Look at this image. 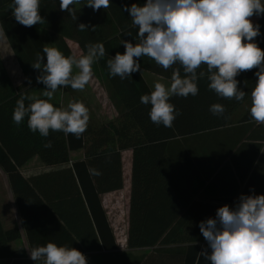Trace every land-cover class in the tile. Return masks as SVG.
<instances>
[{
  "label": "trees",
  "instance_id": "trees-1",
  "mask_svg": "<svg viewBox=\"0 0 264 264\" xmlns=\"http://www.w3.org/2000/svg\"><path fill=\"white\" fill-rule=\"evenodd\" d=\"M129 2L143 5L146 0H118L98 11L86 6L87 0H80L73 9L77 20H73L67 11L60 10V0H40V15L45 20L41 25L54 47L66 57L73 55L66 39L74 40L83 52H87L89 43H102L106 50L98 63L116 114L98 121L89 111L88 127L77 139L72 134L51 130L47 138L41 137L29 130L27 117L19 127L13 122L20 95L29 96L31 90L46 87L36 80L40 70L32 67L36 53L44 55L46 45L35 26L25 27L12 16L9 5L13 0H0V28L24 77L21 85H15L0 57V169L14 195L27 235L28 252L45 246L43 237L53 233L49 229L54 227L63 238L58 246L68 245L82 253L96 248L110 251L118 247L100 196L122 188L120 153L131 149L125 248L149 251L139 256L126 253L119 264H211L203 256L197 258L204 249L211 252L199 223L216 217L217 209L224 206L220 201L231 202L239 187L237 179L247 176L240 195H264V125L257 124L250 115V93L258 79L255 75L258 69L236 77L238 87L246 92L242 101L219 97L209 90L205 76L197 81L196 96L170 98L180 113L172 127L154 124L149 116L151 105L140 102L142 95L151 93L140 72L121 80L119 76L111 77L107 69L108 59L117 52L123 54L126 32H118V28L123 31L132 23L124 10ZM253 22L259 24L261 33L254 40L264 50V15ZM79 23L89 25V29L78 30ZM92 26H96L94 31ZM151 70L171 77L174 68ZM197 71L206 72V65ZM58 90L69 93L76 101L84 99L70 86ZM49 102L60 107L58 101ZM214 103L225 107L223 116L209 111ZM49 140L52 147L45 148ZM194 144L206 146L202 154L210 156L209 161L200 159L202 155L195 152ZM81 148L83 159L72 161L61 170L27 178L19 171L33 156L45 165L67 164L70 151ZM89 169L102 174L90 175ZM196 193L213 202L196 204L193 201ZM89 218L96 226L101 244L84 242L82 232L87 234V229L81 227ZM19 236L16 226L4 228L0 220V264H42L33 261L22 247L11 248L10 244ZM87 264L92 263L87 259Z\"/></svg>",
  "mask_w": 264,
  "mask_h": 264
},
{
  "label": "clouds",
  "instance_id": "clouds-1",
  "mask_svg": "<svg viewBox=\"0 0 264 264\" xmlns=\"http://www.w3.org/2000/svg\"><path fill=\"white\" fill-rule=\"evenodd\" d=\"M78 3L80 0H60L59 8L77 20L70 6ZM85 5L98 11L109 8L110 0H87ZM9 8L25 27L45 22L40 15V0H13ZM124 10L138 29V42L122 41L125 52H117L107 60L109 75L121 80L131 78L133 73L141 72L140 58L144 56L165 70L180 66L174 68L170 85L157 81L150 94L140 97L142 104L151 105L149 116L154 124L172 127L180 113L170 98L196 96L197 81L205 76L209 90L219 97L242 101L246 92L238 87L236 77L258 69V79L250 93V115L257 124L264 125V50L254 40L261 34L260 26L251 19L264 15V0H146L143 5L133 3ZM77 27L80 31L89 29L84 23ZM86 48L87 54L79 57H66L54 47H44V55L36 53L32 67L40 70L36 80L46 86L43 96L47 99L21 94L12 117L17 127L27 117L29 130L41 137L47 138L50 130L81 137L90 120L84 103L74 101L64 108L54 107L49 101L61 86L82 91L92 80V65L106 55V50L102 43H89ZM202 65H206V72L197 71ZM74 68L78 69L76 74ZM26 100L30 101L27 105ZM209 111L223 116L225 107L214 103ZM44 147L51 148L52 142L47 141ZM89 172L102 174L96 169ZM199 229L211 252L202 250L198 259L203 256L211 264H264V195L241 194L234 208L219 207L216 217L201 221ZM29 255L42 264H87L86 256L78 249L53 242L32 248Z\"/></svg>",
  "mask_w": 264,
  "mask_h": 264
},
{
  "label": "crops",
  "instance_id": "crops-1",
  "mask_svg": "<svg viewBox=\"0 0 264 264\" xmlns=\"http://www.w3.org/2000/svg\"><path fill=\"white\" fill-rule=\"evenodd\" d=\"M116 2H118V0H110V6ZM70 7L72 9H76L78 7V4H73ZM127 7H131L130 2H129V5ZM256 18H257V16H253L251 19L254 21ZM34 26L37 29V31H38L39 35L41 36L43 42L45 43L46 47H54L46 29L43 26H41V24H36ZM118 32H126L125 36L129 42H132L133 44L138 42V40L136 39L138 29L135 26H133L132 23H129L127 29H125L123 31H119V28H118ZM128 32H131L132 35L128 36L127 35ZM66 42H67L68 46L70 47V49L72 50L73 54H75L76 56L87 54V52H83L80 49V47L78 46V44L74 40L66 39ZM124 52H125V48L123 50V53ZM140 65H141L140 74H141L144 82L146 83V85L150 91L154 90V84L157 81L164 83L165 85H170V83H171V77L170 76L151 70V68L152 69L153 68L154 69H163L161 66L157 65L154 60L150 59L147 56L141 57L140 58ZM177 67H180V66L177 64V65H174L172 68H177ZM18 68H19V66H18ZM170 69L171 68H169V70ZM19 70H20V68H19ZM92 70L94 71V73L96 75V77L94 79L98 83H100L101 85L107 84L106 80H105V78H104V76L100 70V66H99L98 61L92 65ZM180 71L181 72L183 71L182 68L180 69ZM20 72H21V70H20ZM22 77H23V75H22ZM23 81H24V77H23ZM87 90H88V88H87ZM63 93H67V92H63ZM113 112H114V114H112V116L105 117L102 120L109 119V118L115 116L116 109H115L114 105H113ZM262 144H264V143H262ZM207 147H209V145H207ZM193 148H194L195 152L202 155V156H199V157H201L200 158L201 160L204 161L207 158L209 161L210 156H207V154L206 155L202 154V149H203V151H205L206 146L203 145V147L201 148L200 145L194 144ZM120 155H121V171H122L123 186L121 189L108 191V192L101 194V196H100L101 200H102V197L106 194H116V193H119L121 191H125V193L127 194V198H129L132 150L131 149H124L121 151ZM83 157H84V150L82 148L74 150V151H70V153H69L70 160H69V163H67V164L45 165L37 157H31L19 168V171L26 178L27 177H33V176L40 175L43 173L61 170L64 167L70 166V163L72 161L83 159ZM246 178H247V176L243 180L237 179V184L239 185V187H238V190L236 191V193L232 194L231 202L224 203L223 201H220L219 204L228 205V206L234 208L236 203L238 202L240 192L242 190V187L244 186ZM195 196L196 197L194 198L193 201L196 202V204H204V203L209 204V203L213 202V200L209 199V197H204L205 195H202L200 193H196ZM101 206H102V203H101ZM102 208H103V206H102ZM126 209H128V199H127ZM65 211L74 212V209H72V210L66 209ZM103 211H104L105 216L107 218V222H108V224L112 230L113 237H114L115 243H116V237L114 234V230L110 225V221L108 220V217L106 215L104 208H103ZM0 220H1V224L4 228L16 226L19 229V232H20L19 239L16 241H13L10 244L11 248L15 249L18 247H22L27 252V254H29L27 235H26L25 229L23 227V222H22V219L19 215V211L17 209V206L15 204L14 195H13V193L9 187L7 177L1 169H0ZM89 220L90 221L85 222L84 226L81 227V230H83L84 228L87 229V234L85 232L84 233L82 232L84 242L85 243L89 242L92 245L101 244L100 236L98 235V232L96 230V226H95L92 218H89ZM79 221L80 220H78L77 222L79 223ZM49 230L53 231V233L50 232L49 236L43 237L42 241L45 244H47L48 242H53V243H56L57 245L61 244L63 242V238H62V234H61L60 230L57 227H54L52 229L50 228ZM87 240H89V241H87ZM148 251H149L148 248H130V249L123 248L122 249V248L118 247V249L110 250V251L96 248L93 250H88L83 254L86 256V258L92 264H119L121 261H123L125 259V256H123V255H125L126 253H129L133 256H139V255H142L143 253H147ZM40 262L42 263V261H40Z\"/></svg>",
  "mask_w": 264,
  "mask_h": 264
},
{
  "label": "rangeland",
  "instance_id": "rangeland-1",
  "mask_svg": "<svg viewBox=\"0 0 264 264\" xmlns=\"http://www.w3.org/2000/svg\"><path fill=\"white\" fill-rule=\"evenodd\" d=\"M0 57L13 83L15 85H21L23 83L22 74L18 68L17 61L14 58V55L7 43V40L5 39V36L1 28H0ZM76 72H78V69L74 68L73 74H76ZM95 77L96 75L93 71V78L89 82V84L85 86L84 90L82 91L77 90V92L79 93L80 97L83 96L82 98L84 99H82V102L88 107L91 115L94 116L93 118L99 121L100 119L102 120L105 117L112 116L114 112H113L112 102L107 96L104 85H101L100 83H98L94 79ZM44 91L45 89L44 90H31L29 92V96H34V97L43 96ZM52 100L58 101L60 104V107H64V108H66L70 102L76 101L70 94L63 93L61 90H58V89L54 93ZM33 157H37V156H33ZM127 199L128 198H127V194L125 193V191H121L119 193L113 194L111 196V199H109L111 200V204L115 205L116 207V211H115L116 217L118 218L121 224L122 222L125 221V218H126L125 210H126V205H127Z\"/></svg>",
  "mask_w": 264,
  "mask_h": 264
},
{
  "label": "built area",
  "instance_id": "built-area-1",
  "mask_svg": "<svg viewBox=\"0 0 264 264\" xmlns=\"http://www.w3.org/2000/svg\"><path fill=\"white\" fill-rule=\"evenodd\" d=\"M113 194H106L102 197L101 203L102 206L106 212V215L108 217V220L110 221V225L114 230V234L116 237V244L119 248H125L126 243V227H127V221L125 218V221L122 222V224L119 222L118 218L116 217V207L115 205L111 204V196ZM110 203V204H109ZM127 215V209L125 210V217ZM124 223V224H123Z\"/></svg>",
  "mask_w": 264,
  "mask_h": 264
}]
</instances>
